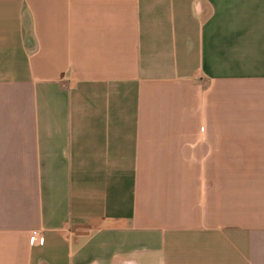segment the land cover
Listing matches in <instances>:
<instances>
[{
	"label": "crops",
	"instance_id": "0c3cea01",
	"mask_svg": "<svg viewBox=\"0 0 264 264\" xmlns=\"http://www.w3.org/2000/svg\"><path fill=\"white\" fill-rule=\"evenodd\" d=\"M0 264H264V0H0Z\"/></svg>",
	"mask_w": 264,
	"mask_h": 264
},
{
	"label": "built area",
	"instance_id": "2783aa9c",
	"mask_svg": "<svg viewBox=\"0 0 264 264\" xmlns=\"http://www.w3.org/2000/svg\"><path fill=\"white\" fill-rule=\"evenodd\" d=\"M30 244L31 245H42L43 244V237L38 230H31Z\"/></svg>",
	"mask_w": 264,
	"mask_h": 264
}]
</instances>
